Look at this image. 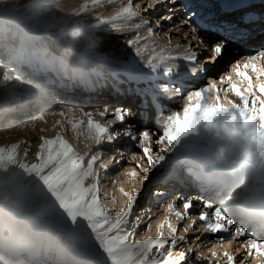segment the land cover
Masks as SVG:
<instances>
[{
    "label": "snow or ice",
    "instance_id": "6c2138e0",
    "mask_svg": "<svg viewBox=\"0 0 264 264\" xmlns=\"http://www.w3.org/2000/svg\"><path fill=\"white\" fill-rule=\"evenodd\" d=\"M109 4L116 3L117 0H107ZM101 0H91L94 8L100 4ZM120 6L115 15L107 17L106 22H113L120 19L129 20L139 17L140 20L134 25L136 30L146 29L144 35L137 34L134 38L127 39L128 48L134 49L135 57L142 58L146 52H149L150 58L145 62V68L140 67L135 60L130 59L123 61L120 59L109 60L110 76L118 83L127 81L135 84V94L142 97V106L147 107L149 99L154 107L158 106V93H167L168 85H157L154 83L155 76L161 68L165 74L172 71L167 66L166 61L174 59L171 54L165 55V50L172 49L171 42L159 44L154 35V28L150 21L140 15L141 5L137 3L133 6V0H119ZM164 4L168 7L169 12H174L177 0H149L147 8H154L157 5ZM182 7L188 10V16L184 19L183 24L187 25L192 32V40H197L199 45H204L202 39L196 35L198 29L205 32L210 30L208 25L189 4H182ZM244 0H238L236 3L225 4V9L240 12V15L234 19L220 21L215 27L211 52L206 58V63H214L216 58L221 57L226 49H230L237 43H246L252 36V27L255 24V16L249 12L241 11L246 7ZM147 9H145L146 11ZM90 12L88 3L79 7H74L72 15L81 17L83 14ZM195 17V19H193ZM171 21L172 15L163 16L157 19L155 24L159 28L161 21ZM114 31H123L122 28ZM188 33L184 36L187 38ZM153 47L150 50L149 43ZM207 49V45H204ZM159 48V51H157ZM181 45H176L175 49H181ZM154 53V54H153ZM182 58L188 62H195L197 53L191 46L184 48L181 53ZM264 60V50L257 55H249L241 64L237 62L233 65V72L241 78L237 83L231 75L221 77V84L227 83L229 87L221 89L215 81L211 82L208 87H200L199 90L190 91L186 97V103L182 111H173L171 114L164 116L159 123L162 129V135H159L155 142L157 152L151 144L152 137L148 131H143L139 137V143L136 145L143 152V157L147 158L149 167L144 168L143 181L150 183H167L179 182L180 178L174 169L169 165L174 163L173 154L175 146L179 144L181 137L195 130L197 124L206 122L208 126H215V120L219 113L227 111L229 108H236L241 117V122H236V116L224 124V130L230 135H242L249 140L264 146V64L259 61ZM243 69V70H242ZM248 70L255 73V82ZM193 73H205L207 68L197 66L190 69ZM123 77V80L120 78ZM14 78L9 73H5L4 79ZM143 83L145 87L139 85ZM176 93L180 89L172 86ZM224 92L222 96L221 93ZM231 92L239 98V102L229 99L227 93ZM208 97L214 102L202 106V100ZM226 101V103H225ZM66 111L73 112L74 109L60 106L59 110H46L35 114V118L25 122L33 130L39 122H47L46 117L57 116L65 117ZM81 118L75 116L69 118L67 122L71 124L75 131L80 127L88 129V138L95 145H100L105 139L112 143L116 141L121 133L113 134L109 127H106L100 121L94 119V116H105L108 108L102 111H84L80 110ZM114 116L117 121L124 122L130 114L120 108L115 109ZM86 117L87 119H84ZM62 124L61 120L56 121ZM123 134L128 136L132 141H137L138 137L133 135L131 126L123 130ZM38 145V151L35 153V161H30L28 157V148L22 149L26 142H19L0 145V195L5 192L14 194L18 199V204H27L35 208L38 212L46 215L51 221L55 222L56 227L64 231L71 239L79 244V253L72 261V264H184L189 259L193 249L191 247L181 251L180 255L173 256L171 251H165V246L169 249H175L181 242H186L183 235H176L177 227L167 217L158 226L159 232L156 237L148 236L145 239H134L136 235V226L129 230V217L133 212V207L137 202L139 193L133 191L121 192L128 198L126 208L114 212L113 209L106 207L101 202V193L98 187L99 169H107L108 165L101 162L99 169L94 167L100 160V153L89 155L77 151L76 147L71 144L63 135L57 134L55 138L49 139L41 136ZM89 145V152H91ZM264 155V152L261 153ZM141 157V159H143ZM155 171L150 181V173ZM128 175L135 178L138 173L135 169L131 170ZM181 200L180 196L172 199L166 205L168 211L174 212L178 219H183L186 215L190 223L183 228L188 232L192 225L196 223L191 215L190 210L195 211L196 201L184 198V214L175 211V206ZM203 211L198 213V219L203 222L204 229L208 233L226 234L229 233V226L234 225L237 221L226 214V209L219 206L213 199L210 202L202 204ZM211 211V214L209 212ZM167 225V233L164 231ZM151 228V225L148 226ZM248 234L247 242L242 244L247 249V257H252L254 264H264V233H257L247 228L246 225L239 222V226L234 228V235L228 240L230 246L232 241L238 237H244ZM223 238V237H222ZM225 247L223 243L217 245ZM212 256L217 255L215 247L210 248ZM223 256L226 258L219 264H236V258L227 250ZM197 261L205 259L203 254L196 256ZM245 257H241L243 264Z\"/></svg>",
    "mask_w": 264,
    "mask_h": 264
},
{
    "label": "clouds",
    "instance_id": "9594fccd",
    "mask_svg": "<svg viewBox=\"0 0 264 264\" xmlns=\"http://www.w3.org/2000/svg\"><path fill=\"white\" fill-rule=\"evenodd\" d=\"M73 8L70 0H0V129L6 134L26 129L29 115L95 89L110 75L103 37L87 18L72 15ZM6 72L14 78L5 80ZM227 135L233 144L217 143L177 164L187 170L191 160V170L205 177L226 170L230 180L212 187V199L249 230L264 233V146ZM17 199L0 195V264H72L79 244Z\"/></svg>",
    "mask_w": 264,
    "mask_h": 264
},
{
    "label": "bare ground",
    "instance_id": "6f19581e",
    "mask_svg": "<svg viewBox=\"0 0 264 264\" xmlns=\"http://www.w3.org/2000/svg\"><path fill=\"white\" fill-rule=\"evenodd\" d=\"M244 1H245V3L251 2L256 7H259L262 9L264 8V0H244ZM134 2H135V5L137 3H139L141 5L140 14H141V12H144L143 14L147 15L148 11L150 10V12H151V13H149V15H151L150 23L154 28V35L156 37V41L159 44H167L169 42V40H171L170 42L172 45V49L165 50V55L171 54L175 58L166 61V64L169 63L168 66L172 69H174V67H177L178 71H177L176 75L179 74L180 76L176 77V75H174L173 77H171V79L169 81H165V79L167 78L168 75L165 74V72H163V68H161L156 74H154V76H155L154 83L155 84L161 85V86H163V85L169 86V91L167 93H158L159 103H158L157 107L153 106L151 99H149L147 107H143L142 103H140V102H142V97L140 95H137V94L134 95L132 93L134 91L129 92V89H135V87H136L135 84H130L127 81H125L123 83H118L114 79L113 80L115 83L112 84V86L113 85L115 86V87H113L114 91L112 90V88H107L103 85H99L95 89H92L89 91H78V92H80L79 97H80L81 102L74 103V106H75L74 108L71 107L72 104H70L69 101H72V98L76 94L75 92L71 93L68 96L67 95L64 96V97H69V96H72V97H69L68 100L66 99L63 102L64 103L63 107H65V109H68V108L74 109L73 112L66 111L67 115L63 118H67V116H69V117L75 116L76 119H80L81 118V112H80L81 109H83L84 111L96 112V111H102L105 108L104 105L107 108L109 107L108 108L109 112L105 116L99 117L101 119L100 122L104 125H107L105 123V120L107 118H111L114 115L113 113H114L115 109L120 108L124 111L129 112L130 114L126 117L125 121L121 122L120 124L117 125L118 126L117 131L120 132L121 135L116 140V143L119 142L120 140L122 142H126V143L131 142V141H129L130 138L123 134V130L128 126H131L132 133H133V135H135V134H137L136 130L138 128L141 129L143 132V131H147L148 128H150L154 124H155L154 126L157 125L159 127V123L163 119L164 116L171 114V112H173V111H182L183 105L186 103L187 94L190 91L199 90L200 87H208L211 84V82H213V81H215L217 83V86L221 89L226 90L229 87L228 84H226V83L221 84V82H220V78L223 76L224 73H226V71H225V69H226L225 63L226 62H222L223 58L221 60H219V62L221 61V63H219V62L206 63V58L209 56V54L211 52V50H209V48L211 49V45L213 43V36H214V32H215L214 26L217 23H219L220 21H227V19H224L223 17L219 16V14H215V13L207 15L206 10L208 8L206 9L202 4H199V0H198L197 5H196V3L195 4L190 3L193 10H196V12L200 11L203 13L200 16L201 18L204 19L208 25L213 26L210 28V30L208 32H205L203 29H198V31L196 33L197 37L199 39L203 40L204 45L208 46L206 49L204 47V45H199L197 40H192V35H193L192 32L190 31V29L187 25L183 24L184 19H183V16L181 15L183 12L182 11L183 7L182 8H180V7L182 4L186 3L185 0H177V4L175 6H171L172 8H174V12H169L168 7H166V9H164L165 6H162L161 4L155 6L154 8H147L149 0H133V3ZM70 3L72 4L73 7H79L84 3L89 4L90 12L83 14L81 17H85L90 22H92L94 24V26L97 28V30L99 31L100 35L103 37V49L106 53H108L109 60L120 59L123 61H128L130 59H133L136 61L137 64L140 65V67L145 68V62L147 59L150 58L149 52H146L142 58L135 57L134 49L128 48L127 44H126L127 39L134 38L135 35H137V34L144 35L146 33V29L136 30L134 27V25L139 22V20H140L139 17L131 18V19L126 20V21L123 19H120V20L113 21V22H106L107 17H109L111 15H115V12L118 10V8L120 6L119 0H117V2L113 3V4H109L107 2V0H101V3L96 5L94 8L91 5V0H70ZM216 8L217 7L215 6L214 9H216ZM245 8H248V7H245ZM145 9H147V10L145 11ZM164 10H166V11H164ZM157 15H159V16H157ZM168 15H172V23L167 26V28H166L167 31L163 32L162 30H160V28H162V27L157 28L155 22H156L157 18L160 19L161 17L168 16ZM234 15H236V14L234 13ZM144 16H142V17H144ZM146 17H148L147 20H149V16H146ZM193 19H195V17ZM107 27H108L109 31H111V32L114 29L122 28L123 31L122 32L119 31L117 33H120V35H124V36H122V37L113 36V35L109 34L110 33L109 31L107 33L106 32L103 33L102 31L104 30V28H107ZM171 27H173V28H171ZM185 32L188 33L187 38H185V36H184ZM251 38H252V40L248 41V43H253L255 41V44L257 43V44H263L264 45V33H258L254 37H251ZM144 43H149L150 50H151V48L153 47L152 42L151 41H145ZM248 43L241 44L242 47L239 45V50L244 51L247 48ZM178 44L182 46L181 49H175V46ZM189 45L191 46L192 50L195 53H197V59L195 62L185 61L181 56V53L183 52L184 48L189 46ZM157 51H159V48H157ZM225 52H228V50H226ZM227 56H229V55H225L224 59L225 58L227 59L228 58ZM228 59L231 60L232 66L238 62V57H236V56H230ZM197 66H202L204 68H207L208 71L205 73H200V72L193 73L192 71H190V69L195 68ZM145 71H148V70L145 68ZM248 74L250 76H252L253 81L255 82V73L251 72V70H248ZM233 79L237 83H240L241 78L235 76ZM173 85L180 89V92L177 95L173 94V90H172ZM139 87L143 88V87H145V85L143 83H141L139 85ZM190 89H192V90H190ZM125 92L127 95H125ZM88 93H96V96H93V95L86 96ZM221 95L223 96L224 92H222ZM227 95H228L229 99H233V100L239 102V98L235 97L233 93L228 92ZM134 97L135 98L141 97L140 102H137V105H136V106L141 107V108H137V110L130 108V104L132 102L131 98L133 100ZM85 101H90V102L85 104L84 103ZM201 103H202V106H206L210 103V100L208 99L207 96H205V98L202 100ZM225 103H226V101H225ZM52 107L48 110H51ZM101 107H103V109ZM37 114H39V112H37ZM232 116H236V122L237 123L241 122V117L239 115L238 110L236 108H229L227 111L221 112L217 115L216 120H215V126L210 127V126H208V124L206 122H201V123L196 125L195 130L190 131L188 134L181 137L179 144L175 146V151L173 154L174 163L169 165V168L174 169L176 174L179 176L180 180L178 183L175 181L167 182V183H150V182L148 183V189L152 185L158 186V188H156L155 191H157L159 193L161 192L160 194L157 193V195H160V197H161V195L165 196V193H162V192H164V190L168 191L169 189H171L173 187L174 188L176 187V188L181 189V190L182 189L185 190L180 195L182 197L181 200L183 201L184 198H187V199H193L197 202L195 205L196 210L195 211L190 210V212L192 214H188V215H191L192 219L196 220V225H198L199 228L203 232V236L198 241L200 242V241H202V239H204L206 241V239L209 238L205 243H210L211 241H212V244L213 243L214 244L223 243L225 245V247H221L220 250H227L229 248L228 240L233 235L232 236L230 235V231H229V233H226V234L206 232L204 229L203 222L198 219V213L202 212L204 210L202 207V204L204 202H210V200H211L210 198H212V196H209L208 200L205 199V197H206L207 193L211 192L212 187L219 186L221 184L226 183L223 180H225V178L227 176H228V180H230V176L226 172V170L218 169L216 172L211 174V175H219L220 178H218V181L216 182V184H215V181L211 180V178H212L211 176L206 177L208 181L207 180L205 181V179L203 181H200L205 176H203L201 173L193 172L191 170V160H189V169H187V170L179 167L177 164V161L181 158H184V159L194 158L196 155H198L200 153L212 151V150H214L215 145L217 143H220V142L233 144L234 143L233 138H231L227 135V133L223 127L224 124L227 123ZM95 117H97V116H94V119H95ZM50 118H52V117L50 116ZM55 118H54L55 119L54 122L51 120L48 121L49 126H50V122H52L51 124L53 126L54 124H56V121L61 119L62 117L61 118L55 117ZM84 119H87V118L84 117ZM25 121H26V119H25ZM111 121H113V122H111ZM155 121H158V122L154 123ZM114 122H116V119L110 120V124H113ZM61 125L60 126L63 127V124H61ZM69 125L71 126V124H69ZM49 126L47 128L48 130L50 129ZM54 126H53V128H54ZM117 126L115 125L112 128L116 129ZM63 129L64 128H62V130ZM120 129H122V131H119ZM161 131H162V129H161ZM116 132H113V133L115 134ZM45 135H47V136H44L46 138H49V139L54 138V137H50V134H48V133H46ZM11 136H13L15 138L20 137L16 133L12 134ZM24 141H26V140H24ZM89 145H91V149H92V151L90 153H93L96 148H99L98 147L99 145H95L94 142H91L85 146V153L89 150ZM150 146L155 148L154 149L155 152L158 151V148H156V146L154 144H152ZM114 147H116V146H114ZM114 147L110 146L111 149H116V150L118 148H121V147H118V148H114ZM121 152H119V153H121ZM237 152H239V149H237ZM109 157H110V155L106 159L108 160ZM155 171L156 170H153V172L150 173V181H151L152 176L155 174L154 173ZM119 175H120V177L118 179L130 177L128 175V173H125V174L122 173ZM104 177H106V175H104ZM198 177H200V178H198ZM196 178H198V180H195ZM113 182H115L114 179H113ZM146 182L147 181L143 182L142 189H141V195H140V197H138V200L141 201L140 205H142L147 199V191L148 190H145ZM221 182H223V183H221ZM160 189H164V190H160ZM186 194H188V195H186ZM197 194H200V196H202V198H201L202 200L201 199L199 200V198L196 200ZM176 197H177V195H176ZM124 204L127 205V201ZM149 205H146L147 210L150 209L151 205L150 206ZM142 209H143V206H142ZM181 210L184 211L182 202H181ZM211 211L212 210H209L210 214H211ZM152 213H154L153 209H152V211H150L151 215H152ZM155 217H156V215H155ZM173 217L175 218V216H173ZM144 219H146V216ZM154 222H156V224L163 222V217L161 216V214L159 215V218L157 220H155ZM189 223H190V221H189V219H187V225ZM176 225H177V223H176ZM180 225H181V223H180ZM158 226H159V224L157 225V227L155 226V229L153 231L156 234V236L159 232ZM235 226H239L238 221L236 223H234V225H232V227H235ZM165 230H167V229H165ZM182 233L183 232H181V234ZM241 239L245 240L242 237H241ZM185 240H186V238H185ZM235 242H236V240L232 241V243H235ZM238 245H240L239 242H238ZM198 246H199L198 248H200L199 252L201 251V249H203L204 250L203 253H205V250L209 249V248L205 249L203 245L201 247L200 244ZM194 247H196V245H194ZM239 248L237 247L236 249L239 250ZM169 250L171 251L173 256H178V255H180L181 251L186 250V248L184 247V242H181L177 245V247L175 249H169L168 246H165V251H169ZM242 253H244V251ZM196 256H198V254H195L192 252L189 259H187L186 261H189V264H219V262L226 259L224 257L219 262L213 261V262L209 263V261L205 262V260L197 261L195 259ZM252 264H254V263H252Z\"/></svg>",
    "mask_w": 264,
    "mask_h": 264
},
{
    "label": "rangeland",
    "instance_id": "374dc122",
    "mask_svg": "<svg viewBox=\"0 0 264 264\" xmlns=\"http://www.w3.org/2000/svg\"><path fill=\"white\" fill-rule=\"evenodd\" d=\"M185 1H186V3H184V4H189V5H190V3H193V4L196 3V5L198 4V0H185ZM161 5L165 6L164 4H161ZM133 6H135V2L133 3ZM180 8H182V6ZM164 9H166V7ZM226 10H228V9H226ZM164 11H166V10H164ZM182 11L183 12L181 15L183 16V19H186L188 16V10L183 7ZM194 11H196V10H194ZM241 11L249 12L253 16H255V24L252 27V36L251 37H254L258 33H264V8L262 9V8H259L256 6H248V8H244ZM226 12L229 15H222V13L220 12L221 15H219V16L223 17L224 19L231 20V19H234L240 15V12H238V11L234 12L232 10H229ZM143 13L144 12H141V14H140L141 17L145 15L143 18L147 19L148 17H146V16H149V21H150V18H151V15H149V13H151L150 10L148 11L147 15L143 14ZM197 13L199 16H201L203 14L200 11H197ZM234 13L237 16L234 15ZM215 14H219V13L216 12ZM159 15H157V16H159ZM162 21H161V26H160L162 28H160V30L165 32V31H167L166 30L167 26L172 23V20L171 21H163V22ZM171 28H173V27H171ZM108 31H109V29L107 27V28H104V30L102 32L107 33ZM109 32H110L109 34H111L113 36H118V37L124 36V35H120V33H117L119 31L115 32L114 30H112V32L111 31H109ZM209 50H211V49L209 48ZM229 63H231V62L229 61ZM230 65L231 64L228 65L229 68H230ZM113 87H115V86L114 85L112 86V90L114 89ZM190 90H192V89H190ZM173 94L177 95L178 93L173 91ZM125 95H127L126 92H125ZM79 96H80V93L78 92L73 97L74 99L72 98V101H69L70 104H72V106H71L72 108L75 107L74 103L81 102ZM93 96H96V94H94ZM69 97H72V96H69ZM69 97L60 98L58 100V102H56L53 105L51 110H57L58 111L60 106H64L63 102L66 99L68 100ZM140 99H141V97H138V98L134 97L133 98L134 101H133L131 98L132 102L130 104V108L136 109V110H137V108H141V107L136 106L137 102H140ZM88 102H90V101H85L84 103L86 104ZM140 103H142V102H140ZM104 107L107 108L105 105H104ZM101 108L103 109V107H101ZM35 114H37V113L31 114L28 117H26L25 118L26 121H24V122H27V121H30L31 119H34ZM51 117L52 118H50V116L46 117L47 122H39L36 126V129H34V130L31 127H29V128L23 129L22 131H19V130H17L16 127H13L11 129V133L18 134L20 136L19 138H15L9 134L7 135L4 130L0 129V145L11 144V143L19 142L21 140H23V141L26 140L25 141L26 143L24 145H22V149L25 147L28 148L27 159L34 162L36 159L35 153L38 151V145L41 142L39 138L41 136H47V135H45L46 133L50 134V137H54V138L57 134H60V135H63L64 138L67 139L71 144H73L76 147L77 151L84 154L85 153V146L88 145L89 143L93 142L92 140H90L88 138V129L86 127H80L74 131L72 129V127L69 125V123L67 122V119L71 118V116L70 117L67 116V118H61V117H59V115H57L55 117L61 118L59 120H62L63 127H61L62 126L61 124H60L61 125L60 126L59 124L56 123V124H54L55 126L53 125L54 126V128H53V126L51 124L52 122H50V126H51L50 127L48 121L51 120L54 122L56 118L53 116H51ZM99 117L100 116L97 115V117H95V119L100 121L101 119ZM114 119H115V116L113 115L111 118H107L105 120V123L108 125V126L107 125H105V126L109 127V129L112 133L116 132L118 130L117 125L121 123L120 121L116 120V122H114L113 124H110V120H114ZM111 122H113V121H111ZM156 122H158V121H155L154 123H156ZM115 125L117 126V128L116 129L112 128ZM154 125L151 126L150 128H148V130H147L150 133V135L152 136V140H151L150 145H152V144L155 145V142L158 139L159 135H162L161 129L157 125L156 126H154ZM48 126L50 128L49 130L47 129ZM62 128H64V129L62 130ZM119 131H122V129H120ZM136 131H137V134H135V136L138 137L137 141H132L130 139L129 141H131V142L126 143V142H122L120 140L117 143H116V141H114L113 142L114 144H113V143H109L105 139L98 146L99 148H96L93 153H90L89 150L86 152L89 155L95 154L97 151L100 153V160L97 161V164L94 167L99 169V164L101 162L108 165L107 169H99V177L98 178H99L100 183H99L98 187H99L100 193H101V202L106 207L113 209L114 212H118L120 209L126 207V204H124V203L127 201L128 198L123 194V192L120 191L121 188H123L125 192H129V193L135 191V192L139 193L138 197H140L142 184H143L142 181H143V176H144L143 169L149 167L148 162H147V158L143 157L142 150L136 146L139 143V137H140L142 130L138 128ZM110 146H112V147L116 146L114 148H118V147H121V148H118L116 150V149H111ZM153 149H155V148H153ZM119 152H121V153H119ZM109 155H110V157L107 160L106 158ZM141 157H143V159H141ZM133 169H135V171L138 173V175L135 178L128 177V178L118 179L120 177L119 174L129 173ZM104 175H106V177H104ZM113 179L115 180V182H113ZM148 183L149 182L147 181L146 187H145V190H148L146 201L142 205H140L141 201H138V199H137V202L133 207V212H132L131 216L129 217V225H128L129 230H131V228L134 225L136 226V235L134 236V239H145L148 236H152V237L155 236L156 237V234L153 231L155 229V226L157 227V225L160 224L161 222L156 224V222H154V221L157 220L159 218V215L161 214V216L163 217V221L165 220V217H167L175 225L177 223L176 235H183L184 234L183 236L186 238V240H185L186 242H184V247L186 249L191 247L193 249V251H192L193 253L198 254V255L203 254V256L205 257V259H204L205 262L209 261V263H211L213 261L219 262L222 258H224L223 253L225 250H220L221 247L217 246L219 244H214V243L212 244V241L210 243H205L209 238H207L206 241L204 239H202V241H200V242L198 241L203 236V232L199 228V226L196 225V223L194 225H192V228L188 232L183 231V228L187 226V219H188L186 217L187 215L183 219H178L175 216L174 212L170 213L168 211L166 205L168 203H170L172 201V199L176 198V195L180 196L179 194H182V193H180L181 189H178L176 187L175 188L173 187V188L169 189L168 191L164 190V189H160V190H164V192H162V193H165V196L161 195V197H160V195H157V193L160 194L161 192L159 193V192L155 191L156 188H158V186L152 185L148 189ZM186 195H188V194H186ZM209 196H210V193H207L205 199L208 200ZM210 199H212V198H210ZM181 202H182V200L181 201L178 200V202L175 206V211L179 210V212L184 214V211L181 210ZM146 205L150 206L149 210H147ZM142 206H143V209H142ZM152 209H153L154 213H152V215H151L150 211H152ZM189 214H192V213L190 212ZM155 215H156V217H155ZM145 216H146V219H144ZM173 216H175V218ZM180 223H181V225H180ZM149 225H151V228L148 227ZM235 227L229 226L231 236L234 235V228ZM165 229H167L166 224L164 227V231L167 233V230H165ZM158 231H159V229H158ZM181 232H183V233L181 234ZM242 238L245 240H242L241 237L234 239V241L236 240V242L232 243L229 246V248L227 249V251L236 258V264H241V257H245L243 264L244 263L245 264H252V263H254L253 258L247 257V249H244L242 247V243L247 242L248 234L246 233L245 236ZM238 242L240 245H238ZM199 244L201 247L203 245L205 249L206 248L210 249V248L215 247L217 255L215 257H213L211 252L209 251V249H206L205 253H203V251H204L203 249H201V251L199 252V249H200V248H198ZM194 245H196V247H194ZM237 247L238 248L240 247L239 250L236 249ZM243 251H244V253H242ZM184 264H189V261L184 262Z\"/></svg>",
    "mask_w": 264,
    "mask_h": 264
}]
</instances>
